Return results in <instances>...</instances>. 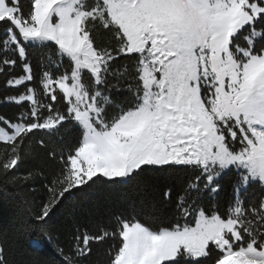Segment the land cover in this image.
Masks as SVG:
<instances>
[{
    "label": "snow or ice",
    "instance_id": "obj_1",
    "mask_svg": "<svg viewBox=\"0 0 264 264\" xmlns=\"http://www.w3.org/2000/svg\"><path fill=\"white\" fill-rule=\"evenodd\" d=\"M0 77V264H264V0H0Z\"/></svg>",
    "mask_w": 264,
    "mask_h": 264
},
{
    "label": "trees",
    "instance_id": "obj_2",
    "mask_svg": "<svg viewBox=\"0 0 264 264\" xmlns=\"http://www.w3.org/2000/svg\"><path fill=\"white\" fill-rule=\"evenodd\" d=\"M18 93L13 89H7L4 84L3 77H0V100L6 95H17ZM17 111V106L14 104L0 103V114L13 115ZM3 145L0 143V148ZM176 178L167 176H158L154 186L145 187L143 189H136L133 187H110L99 189L92 197V203L88 210L93 214L91 219L105 218L112 212H125L135 215L131 212V209L135 207L137 211H150L148 206L159 199V193L162 185L174 184ZM144 205L145 208L141 209L140 205ZM19 215L15 202L12 198L11 192L0 191V224L7 223L12 218ZM140 218V217H137ZM150 218V217H145ZM67 220L58 221L54 227L58 230H64L67 226ZM38 239V237H36ZM34 239L31 233H28L21 237L20 246L21 253H18L14 259L20 260L27 258L32 252L31 242ZM111 241L101 243L96 246V255L93 256V260L96 264H107L109 256L107 255V249L111 246ZM46 254L45 259L54 260L55 257L49 249L43 250Z\"/></svg>",
    "mask_w": 264,
    "mask_h": 264
}]
</instances>
